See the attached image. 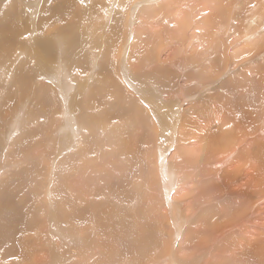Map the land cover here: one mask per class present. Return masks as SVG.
I'll return each mask as SVG.
<instances>
[{
  "label": "bare ground",
  "instance_id": "obj_1",
  "mask_svg": "<svg viewBox=\"0 0 264 264\" xmlns=\"http://www.w3.org/2000/svg\"><path fill=\"white\" fill-rule=\"evenodd\" d=\"M83 1L87 2V0ZM155 1L159 2V0ZM246 1L195 0L193 4V0H163V7L158 6V12L156 11L155 15L151 13L152 21H150L151 17H147L149 20L143 25L141 23L145 17L143 20L137 19L134 15L137 11L130 10V18H132L130 22L134 15L133 24L135 22L137 24L135 31L143 30L139 34L141 38H138L140 39L137 51L139 54L145 51L143 50L144 45L150 43L152 44L151 47H148L150 52H153L159 45H164L157 56L158 58H155V63H165L168 58L175 57V53L176 57L178 56L176 64L173 65L176 66L177 73L172 72L166 76V86L158 88L153 85L147 92L144 91L151 82L145 81L143 76H137L138 69L134 63L126 61L124 63L123 61L131 42L132 30H134L133 24L129 23L128 25V19L126 27L128 25L129 29L125 37V44H123V47H127L120 48L121 58L116 64L120 72L116 76H112L113 80L109 78L112 73L115 75L117 71V68H115L116 71L114 70L115 65L112 63L115 61V56L113 57V54L110 55L107 52L109 47L102 49V46H110V43L106 42L105 44L102 34L98 37L100 39L91 41L86 34L83 33L81 36L82 24H78L81 19L73 20L75 25L71 27L70 31L65 32L64 40L58 38L60 45L64 44L63 47L69 50L68 63L71 65V74L68 72V75H70L71 82L66 85L69 87L68 91L66 90L68 88L61 89L59 84L62 83L61 71L58 69L61 67V62L58 61L56 40L48 37L41 38L40 35L36 37L34 34L31 35L32 29L29 28L32 25L30 23L32 21L35 25L36 21L33 20L35 16L33 17L31 12L32 9L36 11L37 5H39L36 0L15 1L17 7L13 8L14 12L11 11L12 9L3 11V5L1 6L0 11L3 13H0V54L3 62L5 54H9V52L19 56L20 52L26 51L27 42L23 45V34L28 39L31 37V50L34 51V56L39 57L35 64L40 69L38 73L35 71L34 77L36 84L37 82L40 84V88L35 89L34 87V89L36 92L42 90L40 95L44 103L57 96L55 103L56 116H58L53 118L54 123L49 122L50 142L57 143L56 137L65 135L70 141V146L77 144L78 147L83 142L80 150L76 152L77 154L87 152L83 157L84 160L82 159V164L73 166L76 167V173L69 174L68 171L65 178L62 177L64 180L71 177L64 181L65 188L67 187L71 192L69 212L66 214L65 209H61L62 214H59L60 208L56 209L54 207L56 204L54 205V202L50 201L51 204L48 206L46 204L47 209L43 207V210L38 209V213L32 212L28 222L24 225L23 217L27 215L23 214L21 200L14 201L15 198L13 199L8 192L9 188L8 191L1 189L3 194L0 196V245L6 244L9 247V244L15 243L12 234L20 236V239L24 240L22 233L30 230L27 240L32 248L24 249L25 254L23 251L21 252L22 260H16L11 264H245V260L242 261L241 258H238L240 254H247L248 264H264L262 262L264 261V0H253V2L250 0L252 4L248 6ZM50 2L46 0V3L42 2L44 5L40 9L37 8L40 12L39 16H41L39 23L45 24L46 27L50 25L47 24L51 20L49 16L58 9L55 3V5L52 4L53 0L52 3ZM105 2L103 16L111 10L110 7L114 4V0H105ZM105 2L103 1V3ZM190 4H192V8H189L191 15L189 12H184ZM140 5L139 3L134 8L136 7L138 10ZM28 9L29 11H27ZM144 10L148 11L147 8ZM210 13L211 17L208 21L206 17ZM223 14L227 16V19L222 17ZM193 17H195L194 20H192ZM219 20L221 21L219 22ZM223 20H225L224 25L222 24ZM187 21H195L196 26L191 25L192 23L187 24ZM202 27L205 32L202 31ZM114 34L115 32H113ZM174 39L179 49L177 46L169 44ZM90 42H94V44L92 43L93 48L96 47L97 50L95 55L91 54L97 58H101L104 54V58H107L106 63H103V59L101 64L99 58L96 61V57H94L90 61H93L95 65L93 62L90 65V61H86V55L85 59L80 58L81 52L85 51L87 46L90 47ZM88 63L89 66H86ZM146 63L150 69L154 68L152 62L147 61ZM103 64H105L104 67H102ZM96 65L97 69L93 71L92 66ZM79 70L84 74L81 75ZM230 70L240 82L247 84L245 89L250 92H248V96L246 95V102L243 105L233 106L230 98L226 96L228 91L225 96L223 93L217 98L218 86L224 87L225 90L230 88L225 87L229 83ZM11 71H13L12 68L10 73L6 74L7 76L4 75L6 71H1V73L4 75L6 85L10 84L9 88H11V84L16 86V93L14 97L11 96L13 102H11L10 115L7 112L9 108H4L9 115V120L6 119L8 121L7 129L13 132L14 124L22 116L21 113L27 101L23 98V81L11 74ZM41 72L43 74L39 76ZM98 74L99 77L95 78ZM53 79L54 82L51 81ZM253 80L254 83L251 84ZM50 81L53 85L48 84ZM113 81L119 93L122 88H128V85L134 87V92L137 94V96L135 95L137 99L136 97L135 99L138 101L139 107L135 113L125 111V108H127L126 110L131 109V107L125 106V98L129 94L127 89L121 100L123 104L119 102L124 110L122 114H126L121 118L125 122L121 120L122 122L120 121L121 123H117L115 126L125 132V123L131 125V127L129 126L130 134L128 136L123 134L125 137L121 141L113 140L118 143L117 147H113L116 153L113 156L121 155V158L116 161L105 158L106 150L101 149L103 152L100 153L99 147L96 151L94 146L98 147V145H95V140L93 142L91 140L92 136L96 138L100 133L103 135L100 125L107 120L104 113L105 106L107 107V103L116 100V88L111 87L112 95L107 92L108 86H114ZM251 85H254L255 88ZM103 88L105 93L107 92V96L112 98L111 101L107 99L106 103L103 102L106 94L104 93L103 96V91H100ZM138 88H142V90ZM241 89L238 86L233 87L234 94H238ZM37 94L35 93V96ZM202 102H206L204 105L207 107L201 108ZM112 109H114L112 111L120 110ZM76 112L79 115L78 118ZM133 114L135 115L133 116ZM175 114L178 119L175 118L176 122L172 121L171 125L170 115L174 117ZM109 115L111 120L112 116ZM155 119L164 131L160 139L155 138L153 150V148L149 149L152 141L147 140L148 136L145 135V132L154 131L153 123L157 125ZM187 120L191 122L189 123ZM141 121L143 124H140ZM179 121L181 122L180 126ZM19 125L22 129L23 121ZM146 126H148V130L144 131ZM215 127H217L216 130ZM102 130L104 129L102 128ZM105 130L107 129L105 128ZM165 131L171 136L168 141L165 139L170 142L167 148H165L167 143L162 139L165 138ZM156 133L158 134V131ZM176 133H179L178 136L181 137V140H187L179 142L182 145V153H177L176 147L172 150ZM110 134L112 135V133ZM117 136L120 138L121 135ZM208 136L211 139L207 141ZM18 137L21 138L20 135ZM101 138L100 141H102ZM202 139L205 141L203 142ZM43 142V144L48 143L47 145L50 143ZM107 143L110 144L109 141ZM19 144V150L10 151L12 159L8 161L10 164L6 167L20 165V176L18 175V177H21L23 181V141ZM104 145L102 146L104 147ZM176 146L180 147V144H176ZM168 149L171 153L166 159ZM43 152L44 150H42ZM151 152L154 153V156ZM127 153L128 158L126 157ZM37 155L38 153L33 151L32 158L36 159ZM75 158L77 157L73 156L72 160L74 161ZM169 160L173 163L172 165L168 162ZM74 163L76 162L74 161ZM107 163H109L112 173L124 172L125 178L119 180L122 186H120L121 183L109 182L104 172ZM149 168L152 169L149 171ZM146 170L144 175L143 171ZM33 171H35L34 167ZM135 171L139 173L134 174ZM128 172L133 175L129 177ZM112 173H110V177L115 180L116 176ZM199 175L204 176V179L210 182L201 187ZM124 181L126 182L123 183ZM189 183L191 186H188ZM100 184H103L102 188H99L101 199L95 195ZM11 192L15 196H19L22 190L18 189L16 185V187H12ZM4 193H6L5 197ZM141 194L142 203H140L141 201L138 203ZM35 195L37 194L35 193ZM200 195H203L204 199L199 200L198 205ZM95 197L99 200H96ZM20 198L22 199L21 196ZM62 198L64 199V197ZM83 199L86 204L82 208H78ZM210 200L214 205L205 211L204 209L200 211L201 203L210 202ZM114 205L120 207L118 215L113 214ZM135 205H142L141 208L146 205L149 210L153 209V216L157 220L156 224H150L146 217L147 224L144 221L141 223L140 219L142 218H139V214L131 211V207ZM144 209L140 210L146 211L147 214L148 209ZM186 211L188 212L186 213ZM149 219L151 220V218ZM159 219H163L167 223L164 226L165 230L162 226L161 228L157 225ZM60 224L66 228L62 230ZM4 234L8 235L3 238ZM4 254H6V250ZM23 256L26 257L25 260H23ZM104 259L109 260L104 263Z\"/></svg>",
  "mask_w": 264,
  "mask_h": 264
},
{
  "label": "rangeland",
  "instance_id": "obj_2",
  "mask_svg": "<svg viewBox=\"0 0 264 264\" xmlns=\"http://www.w3.org/2000/svg\"><path fill=\"white\" fill-rule=\"evenodd\" d=\"M15 1H17L18 2V0H1L0 1V9L2 8L3 9V11L5 10H7V11H10L11 9V11L12 12H14V10H13V8L15 9L16 7H17V5H15L16 4V2ZM51 1V2H50ZM55 1V2H54ZM71 1V2H70ZM90 1V2H89ZM103 1L105 2V0H87V2H84L83 0H74V1H72V0H53V3H52V0H49V2L50 3H52V4H56V6H58V9H56L55 11H54V13H52V15H50L49 16V19H51L47 24H50V25H48L47 27L45 26V24H42L41 22L39 23V21L41 20V16H39V14H40V12L38 11V9H40V7L41 6H43L44 4H42V2H44V3H46V0H36V2L39 4V5H37V8H36V11L35 10H33L32 9V15H33V17L35 16V18H33V20H36L35 21V25L32 23V21H31V23H30V25H32L29 29H32V33H31V35H33L34 34V36L36 37V36H39L40 35V37L42 38V37H48V38H51L52 40H56V44L59 46H57V48H58V58H59V60L58 61H60L61 62V67H58V69L61 71V82L62 83H59L60 85H61V89H66V88H68V89H66V90H68L69 91V87L68 86H66L67 84L69 85L70 83L69 82H71V79H70V75H68V72H70V74H71V65L68 63V61H69V50H66L63 46H64V44H63V46L62 45H60V43H59V39L61 38V40L63 39L64 40V38H65V32H68V31H70L71 30V27H73L75 24H73V22L75 21V20H78V19H81L80 20V23L78 22V24L80 25V24H82V26H81V28H80V30H81V36L83 35V33L84 34H86L88 37H89V39H90V41L92 40V39H100V38H98L101 34H102V36H103V41L105 42V44H106V42H108V43H110L109 45L110 46H102V49H104V48H106V47H109V48H107V52L110 54V55H112L113 54V57H114V59H115V61L114 62H112V63H114L113 65H115L113 68H114V70H115V68H117V63H118V61L120 60V58H121V54H120V52H121V49L120 48H122L123 47V44H125V37H126V35H127V33H128V25H129V23L130 24H133V22H134V15H136V18L138 19H141V20H143V18L145 17V20H143L142 21V23H141V25H143V24H146L147 22H148V20L149 19H147V17L148 18H150V21H152V15H155L157 12H158V10L157 9H159V7H163L162 6V3H163V0H159V2L158 1H155V0H152V1H150V0H114V4L110 7L111 8V10L108 12V13H106V15L105 16H103V13L105 12L104 10H103V6L104 7H106V2L105 3H103ZM147 1H150V2H147ZM147 2V3H146ZM194 2H195V0H193V4H194ZM251 2H253V0H251ZM250 2V0H247L246 1V3H248L247 4V6L249 5V4H252ZM76 3V4H75ZM103 3V4H102ZM141 4L140 5V8L137 10V8L135 7L134 8V6H136L137 4ZM154 3H156V4H154ZM7 4V5H6ZM48 5H49V3H47ZM54 4V5H55ZM110 4V3H109ZM3 5V6H2ZM2 6V7H1ZM159 6V7H158ZM133 7V9H131ZM156 7V8H155ZM158 7V8H157ZM101 8V9H100ZM107 8H109V7H107ZM147 8V12L144 10V9H146ZM189 8L191 9L192 8V4H190V6L188 7V9H185L184 10V12H186V13H188L189 12V15H191L190 14V12H191V10H189ZM130 10H134V11H137L134 15H133V20L130 22V19H132V18H130V13H131V11ZM3 11L1 12L0 11V13H3ZM27 11H29V9L27 10ZM66 11V12H65ZM104 11V12H103ZM157 11V12H156ZM183 11V10H182ZM150 12V13H149ZM154 12V13H153ZM151 13H152V15H151ZM138 14H140V15H138ZM90 15V16H89ZM146 15V16H145ZM150 15V16H149ZM85 16V17H84ZM59 17H61V18H59ZM75 17V18H74ZM209 17H211V13L209 14V15H207V17H206V20H208L209 19ZM224 19H227L226 17V15H224L223 14V16H222ZM69 18V19H68ZM93 18V19H92ZM135 18V19H136ZM194 18L195 17H193V19L192 20H194ZM57 19V20H56ZM83 19H84V21L86 22H84L83 21ZM86 19V20H85ZM127 19H128V25H127V27H126V22H127ZM71 20V21H70ZM74 20V21H73ZM205 20V21H206ZM42 21H43V15H42ZM209 21V20H208ZM221 20H219V22H220ZM92 23V24H91ZM95 23V24H94ZM167 23H169V22H167ZM191 24V25H194V26H196V23H195V21H187V24ZM224 23H225V20H223L222 21V24L224 25ZM46 24V25H47ZM90 26H89V25ZM72 25V26H71ZM88 25V26H87ZM35 26V27H34ZM85 26V27H84ZM87 26V27H86ZM133 26V28H134V30H132V37H131V42H130V45H129V48L127 49V51L125 52V55H124V59H123V61H124V63H130V62H132V63H134L135 64V66L137 67V69H138V71L136 72L137 73V76H143V77H145V81H150L151 83L149 84V86H147V88L145 89V91L144 92H147L148 90H150V88H151V86H153V85H155L156 87H158V88H160L161 86H166L165 84H166V80H167V75L168 74H172V72H174V73H177L176 71V66H173V65H175L176 64V59L178 58V56L176 57V53L174 54L175 55V57H173V58H168V60H167V62H160V63H155V58H158L157 56H158V54L160 53V50H161V48H162V46L164 47V45H159L158 43H157V46L159 45V47L157 48L156 47V49L153 51V52H150V50H149V48L148 47H151V45L152 44H150V43H147V44H145L144 45V47H143V50H145L143 53H138L137 51H138V49H139V45H140V43H139V40L140 39H138V38H141L140 37V33L143 31V30H140V32L139 31H135L136 30V27L135 26H137V24H136V22L132 25ZM37 27V28H36ZM89 27V28H88ZM39 28V29H38ZM84 30H83V29ZM22 29H23V27H22ZM86 30H87V32L89 33H87L86 32ZM115 30V31H114ZM202 31L203 32H205V30L203 29V27H202ZM23 32V31H22ZM37 32V33H36ZM113 32H115V34L113 35ZM139 32V33H138ZM37 35H36V34ZM98 34V35H97ZM136 35V36H135ZM114 36V37H113ZM33 37V36H32ZM59 38V39H58ZM25 39V40H24ZM28 38H26L25 37V35L23 34V45H25V43L27 42V44H26V46H27V49H26V51H22V52H24V53H21L20 52V54H19V56H17V54H14L13 55V53L11 52H9V54H5V56H4V62H3V60H2V58H1V54H0V122L2 123H0V196H1V194H3V192L1 193V189L2 190H6V191H8L9 189H10V191H8L11 195H12V197H13V199H14V201H17L18 199L19 200H21V202H22V206H23V214H25V216L26 217H23V223H24V225H25V223L26 222H28V218H29V216H30V214L32 213V212H39V210L38 209H41V210H43V207L45 208L46 207V209H47V206L49 205V204H51L50 203V201L53 203L54 202V207L56 208V209H59L60 208V210H58V213L59 214H62V210L61 209H65L64 211H65V214L67 213V212H69V206L68 205H70V195H71V192H70V189H68L67 187L65 188V184H64V181H67L68 179H70V178H66L65 180L62 178V177H64L65 178V176L68 174V171H69V174H75L76 173V171H75V168L76 167H73V166H75L76 164L77 165H81L82 164V159L84 160V158L83 157H85V154L87 153V152H85L84 154H77L76 152L78 151V150H80L79 148H81L82 147V144H83V142L82 143H80L79 144V146L77 147V144L75 145V146H70V141H68L69 139H67L66 137H65V135H63V136H57L56 137V141H57V143H55V141H53V142H50L51 140H49V139H51L50 137H51V131L49 130V122L51 123H54V121H52L53 120V118H55V116H56V103H55V100H56V98H57V96H55L54 97V99H52V100H48V101H45V103H44V101H42L41 100V95L40 94H42V90H40V91H38V92H36V90L35 89H39L40 88V84H38V82H37V84H36V80H35V74H36V72L35 71H37V73L40 71V69H39V67L36 65L37 64V60L39 59V57L38 56H34V51L33 50H31V47H32V45H31V42H32V38L30 37V39H28ZM106 39V40H105ZM30 41V42H29ZM173 41H174V43H173ZM176 40L174 39V40H172V41H170L169 42V44H172V45H174V47H176L177 46V48H178V44L176 45ZM59 43V44H58ZM88 43V42H87ZM92 43L94 44V42H90V47L89 46H87L86 48H85V51L83 50H81L82 52H81V54H80V58L81 59H85V55H86V58H87V60L86 61H90V59L92 58H94V57H96V56H94L95 55V51H97L96 50V47L95 48H93L94 47V45H92ZM131 44H132V47H131ZM88 45V44H87ZM112 45V46H111ZM34 46V45H33ZM114 46V47H113ZM145 46H146V48H145ZM23 47V46H22ZM21 47V48H22ZM61 47V48H60ZM89 47V48H88ZM127 46H124L123 48H126ZM136 47V48H135ZM20 48V49H21ZM119 49H120V51H119ZM137 49V50H136ZM158 49V50H157ZM163 49V48H162ZM179 49V48H178ZM23 50H25L24 48H23ZM62 50H63V52H62ZM111 50H113V51H111ZM158 52H157V51ZM32 51V52H31ZM174 51H175V48H174ZM111 52V53H110ZM157 52V53H156ZM60 53H62L61 55H60ZM87 53V54H86ZM94 54V55H92V54ZM120 54V55H119ZM127 54V55H126ZM137 54H138V56H137ZM144 54V55H143ZM88 55V56H87ZM89 55H92V56H89ZM129 55V56H128ZM17 56V57H16ZM20 57V58H19ZM89 57V58H88ZM118 57V58H117ZM21 58H22V61H21ZM24 58V59H23ZM99 58V61H101L100 63L102 64V61H103V59H104V61H103V63L105 62L106 63V60H107V58H104V54H103V56H101V58L100 57H98ZM98 58L96 57L95 58V60L97 61L98 60ZM127 58H128V61H127ZM134 60H133V59ZM35 59V60H34ZM91 59V60H92ZM101 59V60H100ZM137 60V61H136ZM138 60H140V61H138ZM10 61V62H9ZM35 61H36V64H35ZM95 61V62H96ZM126 61V62H125ZM147 61H150V63L152 62L153 64V66H154V68L153 69H150V67L148 66V64L146 63ZM2 62H3V64H2ZM82 62H83V60H82ZM92 62L93 61H90V65L92 64ZM123 63V64H124ZM15 64V65H14ZM23 64V68L21 69V65ZM63 64V65H62ZM93 64L95 65V63L93 62ZM4 67H3V66ZM6 66V67H5ZM65 66H66V68H65ZM69 66V67H68ZM86 66H89V63L86 65ZM105 66V64H103L102 65V67H104ZM148 66V68H146ZM12 68V70L13 71H11V74H13V75H16L17 77H18V79L19 80H22L23 81V98H25V101H27L26 102V105L23 107V111H22V113H21V115L22 116H20V118H18L19 120L18 121H16L15 122V124H14V130H13V132H11V130L9 131V129H7V126H8V121L6 120V119H8L9 120V115H10V113L9 112H11L12 111V109L10 110V108H11V102H13V100H12V97H14V95H15V93H16V86L14 85V84H11V88H9V86H10V84L9 85H6L7 83H5V80H4V75H6V74H9L10 73V69ZM19 67V68H18ZM29 67V68H28ZM160 67V68H159ZM65 68V69H64ZM94 68V69H93ZM159 68V69H158ZM174 68V69H173ZM6 69V70H5ZM82 69H83V67H82ZM95 69H97V65L96 66H92V70L94 71ZM117 70V71H116ZM115 71H116V74L115 75H113L114 73H112V75H110V80H113V77L112 76H116L117 74H119V72L120 71H118V68L116 69ZM1 71L2 72H5L6 71V73H4V75L1 73ZM8 71V72H7ZM127 71H129L128 69H127ZM141 71V72H140ZM231 71L232 70H230V73H231ZM23 73V74H22ZM79 73L81 74V75H83L84 74V72L83 71H80L79 70ZM18 74V75H17ZM43 73L41 72L40 74H39V76L40 75H42ZM128 74V73H127ZM196 74V73H195ZM3 75V76H2ZM22 75V76H21ZM68 75V76H67ZM156 75V76H155ZM159 75V76H158ZM7 76V75H6ZM128 76H129V74H128ZM151 76H153V77H151ZM174 76H175V74H174ZM234 77V75L231 73V75L229 76L230 77V79H229V83L225 86V87H230L229 89H227V90H225L224 89V87H219L218 86V88H217V94H218V96H217V98L220 96V94H223L224 93V96L226 95L227 96V98H230V100H231V102H232V104H233V106H236L237 104H239V105H243V103H245L246 102V98H247V96H248V94L250 93L248 90H246L245 88H247V84L245 85V83H243V82H240L238 79H237V77ZM59 78H60V76H58ZM99 77V74L97 75V77H95V78H98ZM164 80H163V79ZM63 79V80H62ZM133 79V78H132ZM235 80V82H234V80ZM155 80V81H154ZM157 80V81H156ZM231 80V81H230ZM51 81H55L54 79L53 80H51ZM49 82L48 84L49 85H53V83L52 82ZM13 82V81H12ZM114 82V81H113ZM234 82V83H233ZM254 83V80H253V82L251 83V84H253ZM2 84V85H1ZM27 84H28V86H27ZM110 84L112 85V82L110 81ZM110 84H108V85H110ZM235 84V85H234ZM32 85V86H31ZM59 85V86H60ZM117 85V84H116ZM222 85H224V84H222ZM234 85V86H233ZM245 85V87H243ZM120 86V85H119ZM235 86H238V87H240V88H242L241 90H240V92L238 93V94H234V91H233V87H235ZM25 87H26V89H25ZM32 87V88H31ZM34 87H35V89H34ZM111 87H113L114 89L116 88L115 87V82H114V86H108V89H107V92L108 93H111L110 91H111ZM117 87H118V85H117ZM251 87H254L255 88V86L254 85H251ZM28 88V89H27ZM134 87H132V86H129L128 85V88H122L121 90V92L119 93V91H117L118 89L116 88L115 89V92H116V100L118 101H113L112 103H110L109 101H107V102H109V103H107L108 104V106L106 107L105 106V111H104V113L106 114V119L107 120H105V121H103V123H101V127L104 129V130H102V128H101V131L103 132V135H101V133H100V135H101V137H100V135H99V137L98 136H96V138H94V136H92L91 138V140H92V142L95 140V145L97 144L98 145V147L96 146H94V148H96L95 150L97 151V148H99L100 149V153L101 152H103V151H101V149H103L104 151L106 150V155H105V158H109V159H111L112 161H116V160H119L120 158H121V155H119V156H113V155H115L116 153H115V150H114V148L113 147H117V145H118V141H121V139L123 138V137H125V136H128V134H130L129 132H130V127H131V125H129V124H126L125 123V126H124V130H126L125 132L121 129L120 130V128H117L115 125L117 124V123H121L122 121H123V119H121L123 116L125 117L126 116V114L125 115H123L122 114V112L124 111L123 109H122V106H121V104H123V102H121V100H122V97L126 94V91H127V89H128V96H126V98H125V106H129V107H131V109H129V110H126L127 108H125V111L127 112V111H129V112H131V113H135L136 112V110L137 109H139V107H138V101L136 100L137 99V94L134 92V89H133ZM221 88H223V89H221ZM5 89V90H4ZM95 89V88H94ZM93 89V90H94ZM113 89V90H114ZM138 89H140V90H142V88H138ZM221 89V90H220ZM235 89V88H234ZM9 90V91H8ZM231 92H230V91ZM27 91V92H26ZM100 91H103V96L105 95V97L103 98V102L104 103H106V100L107 99H110V101H111V99L112 98H110L109 96H107L108 94H107V92L105 93V91H104V88L102 89V90H100ZM223 91V92H222ZM225 91V92H224ZM229 93H228V92ZM4 92V93H3ZM124 92V94H121V93H123ZM227 92V93H226ZM249 92V93H248ZM35 93H38L36 96H35ZM105 93V94H104ZM135 93V94H134ZM226 93V94H225ZM246 93V94H245ZM44 94H46V93H44ZM57 94V93H56ZM102 94H100V96H102ZM230 94V95H229ZM110 95H112V93L110 94ZM120 95H122V96H120ZM134 95V96H133ZM136 95V96H135ZM230 97H229V96ZM247 95V96H246ZM2 96V97H1ZM6 96V97H5ZM12 96V97H11ZM107 96V97H106ZM132 98H131V97ZM39 97H40V99H39ZM58 97H60L59 95H58ZM113 97H115V96H113ZM131 99H130V98ZM135 97H136V99H135ZM238 97V98H237ZM121 98V99H120ZM133 98H134V100H133ZM213 98V97H212ZM211 98V99H212ZM11 99V100H10ZM6 101V102H5ZM51 101V102H50ZM121 104H120V103ZM141 102L143 103V104H145L142 100H141ZM44 105H43V104ZM49 103V104H48ZM52 103H55L54 105H52ZM114 103V104H113ZM127 103V104H126ZM204 103H206V102H204ZM204 103L202 102V104H201V108L202 107H207V105H204ZM48 104V105H47ZM106 104V105H107ZM111 104V105H110ZM235 104V105H234ZM46 105V106H45ZM134 105V106H133ZM48 106V107H47ZM109 106H111V107H109ZM113 106V107H112ZM117 106V107H116ZM140 106V105H139ZM109 107V108H108ZM120 107V108H119ZM4 108H9V109H7V112L9 113V115H7L8 113L7 112H5V110H4ZM38 108H40V109H38ZM112 108H115V110L118 108V109H120L119 111H112V110H114V109H112ZM4 111H3V110ZM45 109V110H44ZM10 110V111H9ZM109 110V111H108ZM75 111H77V110H75ZM106 111H107V113L108 112H110L109 114H111V120H110V115L109 114H107L106 113ZM112 111V112H111ZM78 112V111H77ZM76 112V113H77ZM79 113V112H78ZM78 113H77V118H78ZM112 113H115L114 115L112 114ZM117 113H119V114H117ZM130 113V114H131ZM105 114H103V115H105ZM119 115V116H117V115ZM41 115V116H40ZM135 114H133V116H134ZM54 116V117H53ZM58 116V115H57ZM56 116V117H57ZM117 117V119H114V118H116ZM131 117H132V114L130 115ZM176 116H177V114H175V116L173 117L172 115H170V118H172V119H170L171 120V125H172V121L174 122L176 119H178V118H176ZM4 117H6V118H4ZM108 117V118H107ZM120 117V118H119ZM100 118V117H99ZM104 118V117H103ZM153 118H155V116L153 115ZM176 118V119H175ZM114 120H115V122H114ZM118 120V121H117ZM122 120V121H121ZM156 120V123H157V125L155 124V123H153V126L156 128V126H157V130L155 129V128H153V132L150 130V131H146L145 133V135H147L148 137H147V140H150V141H152L151 143H150V145H149V149H152L153 148V150H154V147H153V144L156 142L155 141V138H161V136H162V134H163V128L162 127H160L161 125L159 124V122L157 121V119H155ZM21 121H23V128L22 129H20V125L19 124H21ZM121 121V122H120ZM181 121H183V119L181 118ZM5 122V123H4ZM123 122H125V121H123ZM176 122V121H175ZM187 122H191L190 120H187ZM55 123H56V121H55ZM169 123V122H168ZM104 124H106V125H104ZM140 124H143V122L141 121L140 122ZM193 124H194V122H193ZM16 125V126H15ZM128 125V126H127ZM169 125V124H168ZM181 125V122L179 121V126ZM107 129V130H105V128ZM130 126V127H129ZM159 126V127H158ZM129 127V128H128ZM31 129V130H30ZM159 129V130H158ZM215 130L217 129V127H215L214 128ZM108 130H110V131H108ZM119 130V131H118ZM145 130H148V126H146L145 127V129H144V131ZM5 131H7V132H5ZM113 131V132H112ZM158 131V134L156 133V132ZM3 132H5V133H3ZM9 132V133H8ZM108 132H110V133H112V135L110 134H108ZM121 132V133H120ZM11 133V134H10ZM22 133V134H21ZM121 135V136H119L120 138H118V136L117 135H119V134ZM47 134V135H46ZM108 134V135H107ZM125 136H124V135ZM178 134L179 133H176V135L174 136V138L175 139H173V141H174V145H173V147H172V150L174 149V147H176V152L178 153V152H181V151H183L182 150V145H181V143H179V142H186L187 140H181V137H179L178 136ZM8 135V136H7ZM20 135V139H19V136ZM151 135V136H150ZM156 135V136H155ZM166 135H168V136H166ZM7 136V137H6ZM48 136V137H47ZM108 136H110L111 137V139L109 140V138L107 139V137ZM113 136H115V137H113ZM117 136V137H116ZM155 136V137H154ZM158 136V137H157ZM213 136H215V135H213ZM65 137V138H64ZM166 137H168V138H166ZM169 137H171L170 136V134H168V132H166L165 131V138H162V139H164V141H165V143H167L166 144V146H165V148H167V146L168 145H170V142H167L168 141V139H170ZM220 137V136H219ZM46 138V139H45ZM58 138V139H57ZM100 138L102 139V141H100ZM112 138H114V139H112ZM116 138V139H115ZM153 138V139H152ZM207 138H209V139H206L207 141L208 140H210L211 138L208 136ZM158 139V140H159ZM167 141H166V140ZM219 139V138H218ZM61 140H63V141H61ZM109 141V143L111 142V140H112V142L108 145V141ZM113 140H117V142H115V141H113ZM158 140H157V142H158ZM181 140V141H180ZM23 141V176H22V178H23V181H22V179H21V177H18V175L20 176V173H19V170H20V168H21V166L20 165H13V166H10V167H6L7 165H9L10 163H8V161L10 160V159H12V157L10 156V151L11 150H15V149H17V150H19L20 149V142H22ZM43 141H48V142H50L49 143V145H47L48 143H45V144H43L44 142ZM202 141L204 142L205 140L204 139H202ZM99 142V143H98ZM102 143V144H101ZM38 144V145H37ZM105 144V145H104ZM152 144V145H151ZM176 144L178 145V144H180V147H178V146H176ZM55 145V146H54ZM102 145H104V147L102 146ZM37 146H39V147H37ZM43 146V147H42ZM46 146V147H45ZM70 146V147H69ZM41 147H42V149H41ZM78 149H77V148ZM102 147V148H101ZM105 147H109V148H105ZM44 148V149H43ZM72 148V149H71ZM74 148V149H73ZM178 148V149H177ZM110 149V150H109ZM163 149H164V146H163ZM37 150V151H36ZM42 150H44V152L42 153ZM58 150H60L59 152H58ZM94 150V149H93ZM157 150H158V153H159V147L157 148ZM30 151V152H29ZM33 151L34 152H36V153H38V157H36V159H33L32 158V153H33ZM87 151V150H86ZM109 151V152H108ZM111 151V152H110ZM129 152V151H128ZM167 157H166V159H168L169 157V154L171 153V152H169V149L167 150ZM112 153V154H111ZM152 153V152H151ZM182 153V152H181ZM6 154V155H5ZM29 154V155H28ZM78 156H77V155ZM153 154V156H154V153H152ZM29 157H27V156ZM68 155H69V157H68ZM81 155V156H80ZM112 155V156H111ZM73 156H75V157H77L78 158V160H77V158H75L74 159V161L76 162V163H74L73 164V160H72V157ZM80 156V157H79ZM126 157L128 158V153H127V155H126ZM27 158V159H26ZM68 158V159H67ZM69 160V161H68ZM58 161V162H57ZM72 161V162H71ZM78 161V162H77ZM168 162H170V164L172 165L173 163H171V161L169 160ZM117 163H118V161H117ZM73 164V165H72ZM118 164H120V163H118ZM30 165V166H29ZM62 165V166H61ZM107 165V172H108V174H107V172L104 170V172H105V175H106V177L108 178V180H109V182H115V183H121L119 180L120 179H124L125 178V174H124V172L122 171H119V172H117V173H115V172H113L112 173V170L109 168V163H107L106 164ZM65 166V167H64ZM33 167L35 168V171H33ZM74 168V169H73ZM11 169V170H10ZM70 169V170H69ZM152 168H149V171L151 170ZM61 171V172H60ZM67 171V172H66ZM6 172V173H5ZM144 172V175H145V173L147 172V170L146 171H143ZM16 173H17V175H16ZM110 173H112V174H114L115 176H116V179L115 180H112L113 178L112 177H110L111 175H110ZM139 172H137V171H135V173L134 174H138ZM192 173V172H191ZM150 174V173H149ZM189 174H190V172H189ZM128 175H129V177L130 176H132L133 175V173H131V172H128ZM18 177V178H17ZM112 178V179H111ZM136 178V177H135ZM198 179L199 180H201V184H200V186L201 187H204V186H206V184L207 183H209L210 181H206V179H204V176H202V175H199L198 176ZM130 180V179H129ZM5 181H6V183H5ZM12 181V182H11ZM59 182V183H58ZM106 182V181H105ZM126 181H124L123 183H125ZM19 183H20V185H19ZM10 184H12V185H10ZM59 184V185H58ZM16 185H17V188L18 189H20V190H22V192H20L19 193V196L18 195H16L15 196V194H13V192H11V190H12V187L14 188V187H16ZM103 185V184H102ZM101 184L100 185H98V187H97V194H95L96 195V197H102L101 196V194H100V189L99 188H102L101 186H102ZM12 186V187H11ZM21 186V187H20ZM58 186H59V188H58ZM60 186H62V187H60ZM120 186H122V183L120 184ZM188 186H191V183H189V185ZM9 188V189H8ZM37 188V189H36ZM65 189V190H64ZM66 189H68V190H66ZM203 189V188H202ZM35 192H34V191ZM37 190V191H36ZM60 190H63V191H61L60 192ZM130 190V189H129ZM200 190V189H199ZM30 191V192H29ZM200 192H201V190H200ZM35 193L37 194V195H35ZM33 194V195H32ZM14 195V196H13ZM98 195V196H97ZM6 196V193H4V197ZM20 196L22 197V199L20 198ZM32 196V197H31ZM142 194L140 195V197L138 198V203L140 202V203H142ZM3 197V198H4ZM35 197V198H34ZM62 197H64V199L62 198ZM95 197V199L96 200H99L98 198H96ZM99 197V198H100ZM141 198V199H140ZM17 199V200H16ZM62 199V200H61ZM101 199V198H100ZM145 199H147V198H145ZM201 199H204V197H203V195H200V198L198 199V205H199V200H201ZM43 200V201H42ZM211 200H213V199H211ZM210 200V202H206V203H201V205H200V211H203V209H204V211L206 210V209H209V208H211L213 205H214V203L212 202ZM39 201V202H38ZM49 201V202H48ZM62 201V202H61ZM48 202V203H47ZM35 203V204H34ZM212 203V204H211ZM34 204V205H33ZM39 204H40V208H39ZM42 204V205H41ZM46 204H47V206H46ZM84 204H86L85 203V201H84V199L82 200V202L80 203V206L78 207V208H82L83 206H84ZM25 205V206H24ZM38 205V206H37ZM26 206H27V208H26ZM146 206V205H145ZM144 205H143V208H141L142 207V205H135L134 207H131V211L133 212H137L138 214H139V218H142V219H140V221H141V223H143V221L147 224V220L149 221V223L150 224H156V218H154V216H153V209H150L149 210V208L146 206L145 207ZM114 209H115V211H114V213L113 214H116V215H118L119 214V206L117 205H114ZM136 207V208H135ZM139 208V209H138ZM144 208H147L148 209V212H149V214H148V212H147V214H146V211L145 212H143L145 209ZM130 209V208H129ZM140 209H144V210H140ZM188 209V208H187ZM118 210V211H117ZM140 210V211H139ZM152 210V211H151ZM61 211V212H60ZM141 212V213H140ZM188 211H186V213H187ZM145 213V214H144ZM110 214V213H109ZM142 215V216H141ZM145 215V216H144ZM149 215V216H148ZM111 216V218H112V215H110ZM117 217H119V216H117ZM145 217H146V219L147 220H145ZM149 218H151V220L149 219ZM160 220V219H159ZM163 219H161L160 221H159V224H157L159 227H163L164 228V226H165V224H167L166 222H165V220H163L164 221V224H163V221H162ZM150 221H152V222H150ZM162 221V222H161ZM161 222V223H160ZM116 223L118 224V222L116 221ZM162 224V225H161ZM61 225V224H60ZM63 225V224H62ZM61 225V227H62V230H64L66 227L63 225L62 226ZM119 225V224H118ZM64 227V228H63ZM161 227V228H162ZM160 228V229H161ZM34 229V228H33ZM164 230H165V228H164ZM162 231H163V229H162ZM23 234V239L24 240H22V239H20V236L18 237V236H15V235H13L12 234V238H13V241H15V243L13 242V243H11V244H13V245H11V244H9V247H7L6 246V244H2V245H0V248H2L1 250H0V252H1V254H0V263L1 264H11L12 262H15L16 260H22V258H21V256H22V251H23V254H25V251H24V249H26L27 250V248L29 249V247H30V249L32 248L30 245H29V243H28V238H29V234H30V230L29 231H27L26 233L24 232V233H22ZM164 234H166V233H164ZM6 235H8V234H4V235H2V237L4 238V236H6ZM164 237V236H163ZM166 240V239H165ZM16 241H18L17 243H16ZM19 241H20V243H19ZM24 241V242H23ZM163 242V241H162ZM26 243V244H25ZM228 243V242H227ZM29 245V246H28ZM21 246V247H20ZM25 246V247H24ZM161 246H162V244H161ZM5 247V248H4ZM11 247V248H10ZM16 247V248H15ZM7 248V249H6ZM4 249V250H3ZM12 249V250H11ZM202 249V248H201ZM201 249H199V250H201ZM5 250H6V254H4L5 253ZM162 250V249H161ZM17 253V254H16ZM139 253H141V252H139ZM11 254V255H10ZM9 255V256H8ZM14 255V256H13ZM19 255V256H18ZM241 255V256H240ZM240 255H238V258H241L242 259V261L243 260H245L244 261V263L245 264H248L249 263V261H248V259H247V254H240ZM5 256V257H4ZM11 257V258H10ZM24 257V256H23ZM10 259V261H9V259ZM2 259H3V261H2ZM26 259V257H24L23 258V260H25ZM107 260H109V259H104V263H106L105 261H107ZM241 261V262H242ZM263 263H264V261H262ZM235 263H236V260H235ZM23 264H26V263H23ZM212 264V263H211ZM237 264V263H236Z\"/></svg>",
  "mask_w": 264,
  "mask_h": 264
}]
</instances>
